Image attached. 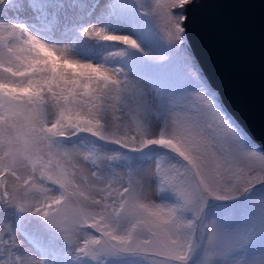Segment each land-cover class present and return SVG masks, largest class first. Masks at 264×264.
Masks as SVG:
<instances>
[{
	"label": "snow or ice",
	"instance_id": "6c2138e0",
	"mask_svg": "<svg viewBox=\"0 0 264 264\" xmlns=\"http://www.w3.org/2000/svg\"><path fill=\"white\" fill-rule=\"evenodd\" d=\"M193 2L0 0V264H264V145Z\"/></svg>",
	"mask_w": 264,
	"mask_h": 264
},
{
	"label": "water",
	"instance_id": "95a60500",
	"mask_svg": "<svg viewBox=\"0 0 264 264\" xmlns=\"http://www.w3.org/2000/svg\"><path fill=\"white\" fill-rule=\"evenodd\" d=\"M187 38L227 111L264 145V0H194Z\"/></svg>",
	"mask_w": 264,
	"mask_h": 264
},
{
	"label": "rangeland",
	"instance_id": "374dc122",
	"mask_svg": "<svg viewBox=\"0 0 264 264\" xmlns=\"http://www.w3.org/2000/svg\"><path fill=\"white\" fill-rule=\"evenodd\" d=\"M16 16L24 20H27L29 19L30 14L28 12H21ZM14 220H15V216L13 214V210L8 208L6 205H3L2 209L0 210V223L11 225L13 224Z\"/></svg>",
	"mask_w": 264,
	"mask_h": 264
}]
</instances>
